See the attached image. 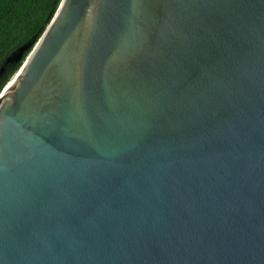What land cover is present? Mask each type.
Masks as SVG:
<instances>
[{
  "label": "water",
  "instance_id": "obj_1",
  "mask_svg": "<svg viewBox=\"0 0 264 264\" xmlns=\"http://www.w3.org/2000/svg\"><path fill=\"white\" fill-rule=\"evenodd\" d=\"M0 264H264V0H61L0 93Z\"/></svg>",
  "mask_w": 264,
  "mask_h": 264
},
{
  "label": "trees",
  "instance_id": "obj_2",
  "mask_svg": "<svg viewBox=\"0 0 264 264\" xmlns=\"http://www.w3.org/2000/svg\"><path fill=\"white\" fill-rule=\"evenodd\" d=\"M61 0H0V93L19 70Z\"/></svg>",
  "mask_w": 264,
  "mask_h": 264
}]
</instances>
